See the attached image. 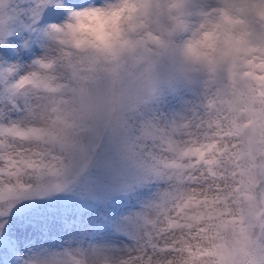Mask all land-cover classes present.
<instances>
[{
	"label": "snow or ice",
	"instance_id": "1",
	"mask_svg": "<svg viewBox=\"0 0 264 264\" xmlns=\"http://www.w3.org/2000/svg\"><path fill=\"white\" fill-rule=\"evenodd\" d=\"M133 72L143 110L42 131ZM0 264H264V0H0Z\"/></svg>",
	"mask_w": 264,
	"mask_h": 264
},
{
	"label": "rangeland",
	"instance_id": "2",
	"mask_svg": "<svg viewBox=\"0 0 264 264\" xmlns=\"http://www.w3.org/2000/svg\"><path fill=\"white\" fill-rule=\"evenodd\" d=\"M163 79L159 73H136L67 92L50 104L41 128L49 137H63L107 126L143 110Z\"/></svg>",
	"mask_w": 264,
	"mask_h": 264
},
{
	"label": "clouds",
	"instance_id": "3",
	"mask_svg": "<svg viewBox=\"0 0 264 264\" xmlns=\"http://www.w3.org/2000/svg\"><path fill=\"white\" fill-rule=\"evenodd\" d=\"M86 23L95 25L97 22L95 20H89V21H86ZM104 23H107V22H104ZM98 37L100 39H103V32L98 33Z\"/></svg>",
	"mask_w": 264,
	"mask_h": 264
}]
</instances>
